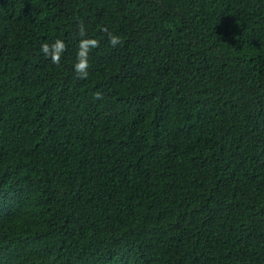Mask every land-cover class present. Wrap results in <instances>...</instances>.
<instances>
[{"label": "trees", "instance_id": "16d2710c", "mask_svg": "<svg viewBox=\"0 0 264 264\" xmlns=\"http://www.w3.org/2000/svg\"><path fill=\"white\" fill-rule=\"evenodd\" d=\"M0 264H264V0H0Z\"/></svg>", "mask_w": 264, "mask_h": 264}, {"label": "clouds", "instance_id": "9594fccd", "mask_svg": "<svg viewBox=\"0 0 264 264\" xmlns=\"http://www.w3.org/2000/svg\"><path fill=\"white\" fill-rule=\"evenodd\" d=\"M79 35L84 37L86 35V31L83 23L81 22L78 25ZM107 31V30H105ZM109 43L115 47L121 43V39L119 36L110 34L109 35ZM99 47V41L96 39H81L79 43V49L77 52V62L75 64V72L77 77L80 79H86L88 76V69L90 67L88 62V56L91 49ZM67 45L63 40L57 39L53 44L49 45L48 43H44L41 46L42 52L50 57L51 62L53 64L59 65L61 60V55L66 51ZM95 99H102L100 93L95 94Z\"/></svg>", "mask_w": 264, "mask_h": 264}]
</instances>
